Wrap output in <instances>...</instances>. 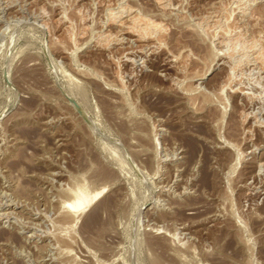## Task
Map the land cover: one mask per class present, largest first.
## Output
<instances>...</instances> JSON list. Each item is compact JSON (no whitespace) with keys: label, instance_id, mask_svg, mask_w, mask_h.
Here are the masks:
<instances>
[{"label":"rangeland","instance_id":"1","mask_svg":"<svg viewBox=\"0 0 264 264\" xmlns=\"http://www.w3.org/2000/svg\"><path fill=\"white\" fill-rule=\"evenodd\" d=\"M263 57L264 0H0V264H264Z\"/></svg>","mask_w":264,"mask_h":264},{"label":"bare ground","instance_id":"2","mask_svg":"<svg viewBox=\"0 0 264 264\" xmlns=\"http://www.w3.org/2000/svg\"><path fill=\"white\" fill-rule=\"evenodd\" d=\"M112 15V14H111ZM115 17V16H114ZM150 20V19H149ZM144 21V19H138L135 17H131L129 22H127L128 24L125 25L124 29V33L127 34V32H132V36H135L137 38H140V34L141 36L143 34H157V33H161L163 27L160 23L157 22H153V21ZM123 22V20H122ZM124 24V22H123ZM122 24V25H123ZM124 27V25H123ZM136 30V32L138 34L133 35V31L132 30ZM134 30V31H135ZM123 31V30H122ZM135 32V33H136ZM106 33V32H105ZM134 33V34H135ZM100 36V35H99ZM110 36V35H109ZM98 40V39H97ZM154 43V42H153ZM146 44V43H145ZM183 44V43H182ZM184 49V48H183ZM173 54V53H172ZM171 54V55H172ZM173 56H176L173 54ZM171 58V57H170ZM264 58V57H263ZM260 59V58H259ZM176 60V59H175ZM261 60V59H260ZM264 60V59H263ZM226 61V60H225ZM174 64V63H173ZM204 76L202 75L200 78H203ZM179 79V78H178ZM224 88V85L221 86V90ZM233 89V88H232ZM69 94V93H68ZM218 97V96H217ZM210 98V97H209ZM83 115H86V118H89V121L91 120L90 117L87 115V113L84 112V110H82ZM243 113V112H242ZM249 114V113H248ZM247 115V114H246ZM92 121V120H91ZM87 122V121H86ZM91 123V122H90ZM92 124V123H91ZM95 127V126H94ZM234 164V163H233ZM233 166V165H232ZM111 178V177H110ZM114 183V182H113ZM106 187V186H104ZM104 187L98 188L96 190H93L91 192H87L83 189V187L80 185L78 186L76 189L73 190V195L72 198H70L68 201L65 202L64 207L66 209V214L68 219L74 223L77 222V220L82 216L85 215V211L87 210L86 208H88V206L90 205H95L97 204L102 196V193L104 191ZM64 203V201H63ZM94 210V209H93ZM95 211V210H94ZM65 213V212H64ZM87 214V213H86ZM94 219V218H93ZM67 220V219H66ZM69 224V223H68ZM46 232V231H45Z\"/></svg>","mask_w":264,"mask_h":264},{"label":"water","instance_id":"3","mask_svg":"<svg viewBox=\"0 0 264 264\" xmlns=\"http://www.w3.org/2000/svg\"><path fill=\"white\" fill-rule=\"evenodd\" d=\"M64 97L71 103V105L75 108L76 112L80 115V117L86 121V117L83 115L80 107L78 106V104L76 103V101L69 97L68 95H66L65 93H63Z\"/></svg>","mask_w":264,"mask_h":264}]
</instances>
